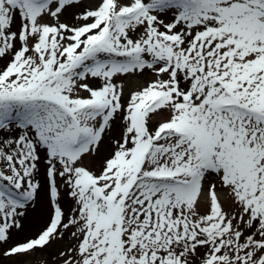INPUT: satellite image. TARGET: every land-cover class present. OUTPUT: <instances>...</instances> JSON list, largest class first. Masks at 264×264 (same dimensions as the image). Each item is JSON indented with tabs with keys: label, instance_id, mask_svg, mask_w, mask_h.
<instances>
[{
	"label": "snow or ice",
	"instance_id": "6c2138e0",
	"mask_svg": "<svg viewBox=\"0 0 264 264\" xmlns=\"http://www.w3.org/2000/svg\"><path fill=\"white\" fill-rule=\"evenodd\" d=\"M46 251L264 264V0H0V264Z\"/></svg>",
	"mask_w": 264,
	"mask_h": 264
},
{
	"label": "rangeland",
	"instance_id": "374dc122",
	"mask_svg": "<svg viewBox=\"0 0 264 264\" xmlns=\"http://www.w3.org/2000/svg\"><path fill=\"white\" fill-rule=\"evenodd\" d=\"M86 95V93H85ZM43 171H44V166L43 164H41V173L43 174ZM41 179H43V175H41ZM41 202H38L36 205H35V208L40 205ZM67 207V206H65ZM32 212V210L29 211L28 213V216L30 215V213ZM46 211L44 212V215L42 217V219H38V223L33 225L32 223H30L28 221V219L25 221V229H26V233L28 234H31V232H35L37 231V229L40 228V226L42 225L43 223V219L44 217L46 216ZM24 233L21 234V237H23ZM47 251H51V250H47ZM47 251L45 253H35L31 258H30V261H31V264H51V260H50V257L48 256L47 254ZM5 264H8V262H5Z\"/></svg>",
	"mask_w": 264,
	"mask_h": 264
},
{
	"label": "bare ground",
	"instance_id": "6f19581e",
	"mask_svg": "<svg viewBox=\"0 0 264 264\" xmlns=\"http://www.w3.org/2000/svg\"><path fill=\"white\" fill-rule=\"evenodd\" d=\"M44 212V206L41 202V204L35 208V211H32L30 213V215L28 216V221L33 225L37 224L39 222L38 219H42Z\"/></svg>",
	"mask_w": 264,
	"mask_h": 264
}]
</instances>
